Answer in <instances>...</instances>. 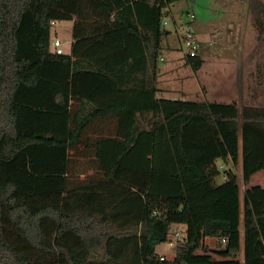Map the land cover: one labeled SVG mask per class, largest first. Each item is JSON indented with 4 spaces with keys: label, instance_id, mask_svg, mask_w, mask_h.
Wrapping results in <instances>:
<instances>
[{
    "label": "trees",
    "instance_id": "1",
    "mask_svg": "<svg viewBox=\"0 0 264 264\" xmlns=\"http://www.w3.org/2000/svg\"><path fill=\"white\" fill-rule=\"evenodd\" d=\"M181 1L193 0H0V264H216L190 260L206 238L217 247L205 252L238 259L232 221L212 218L217 161L229 164L241 137L246 174L264 169V105L159 97L161 22ZM61 22H74L70 55L52 53ZM84 142L97 173L85 184L67 176ZM250 202L248 264H264V191ZM175 226L187 243L161 260Z\"/></svg>",
    "mask_w": 264,
    "mask_h": 264
},
{
    "label": "rangeland",
    "instance_id": "2",
    "mask_svg": "<svg viewBox=\"0 0 264 264\" xmlns=\"http://www.w3.org/2000/svg\"><path fill=\"white\" fill-rule=\"evenodd\" d=\"M261 13H264V0H193L170 5L164 10L167 25L163 30L168 36L163 39L161 52L166 62H159V67L162 70L169 68V73L161 87L167 89L171 97H188L192 102L218 104L237 102L240 113L245 107L264 105V83L260 84L263 79L258 80L256 77L257 70L264 61V35L259 38L255 24L258 19L263 18ZM73 27L74 22H61L53 26L52 51L53 43L59 40L64 55L71 54ZM190 30L195 33L198 54L204 62L198 71H194L188 65L179 40V37H183ZM173 57L176 58L175 61H171ZM238 139L240 148L242 138ZM217 164L221 167L224 163L218 160ZM226 168L232 170L229 164ZM220 171L221 174L216 180L217 185L226 187L227 183L224 181L226 174L223 170ZM175 229L173 227L171 232ZM179 230L182 239L185 240L186 229L182 227ZM206 243L207 245L200 242L199 248L195 246L190 251V260L204 256L206 262L201 263H213L216 260L220 263L228 262L227 264L249 262L250 253L247 248L242 255L240 253L236 261L230 259L224 261L204 250V246L209 250L211 247L216 248V241L211 242V239H208ZM178 244L180 242L177 241L173 245L167 243L158 247L157 251L159 254H165L167 260H172Z\"/></svg>",
    "mask_w": 264,
    "mask_h": 264
},
{
    "label": "crops",
    "instance_id": "3",
    "mask_svg": "<svg viewBox=\"0 0 264 264\" xmlns=\"http://www.w3.org/2000/svg\"><path fill=\"white\" fill-rule=\"evenodd\" d=\"M163 59V60H162ZM176 58H171V61H175ZM159 62L165 63V58L160 56ZM173 64V63H172ZM169 73V68L161 69L159 67V78H158V89H159V97L168 99V100H176L178 98L169 96V91L163 89L161 87L162 83L166 82L167 74ZM165 85V84H163ZM187 98V99H186ZM180 99V98H179ZM185 101H191L188 97H184ZM73 105L74 102H71ZM85 113H89L91 105L85 101ZM258 106H263V104H259ZM259 108V107H255ZM106 120L116 121L115 117H98L94 119V122H105ZM240 138V137H239ZM85 139V138H84ZM242 146L237 151L236 157H229V165H231L233 172L237 175L238 181L236 184L227 185L226 187L218 186V194L220 196L219 203L214 207L212 218L214 219H229L232 221L233 225V238L231 245L233 248L239 250L238 256L243 254L244 250L252 249L254 242L258 238L256 234L253 233L252 229V221H253V211L251 207V196L255 193L264 191V169H259L252 174H246V155L244 153V142L242 140ZM95 150L85 148V142L80 147L78 151H71L70 152V166L67 176L74 180H79L81 183L85 184V180L91 176H94L97 173L95 172L96 169L93 167L96 158H95ZM226 165L223 164L221 168L223 170H229V168L225 167ZM99 174V173H98ZM101 176V175H99ZM226 178V176H225ZM226 181V179H224ZM236 225V227H235ZM185 228L186 233L188 236V229L187 226H175V231L172 232L171 235V245L174 244L175 241L187 243V236L186 239H182V233L179 230L180 228ZM178 234L179 237L175 240V235ZM208 238L204 239L203 242L207 245ZM211 242H213L211 240ZM162 246V245H161ZM159 246V247H161ZM177 248V247H176ZM158 249V248H157ZM215 248H210V250H214ZM176 252V250H175ZM158 253V251H157ZM159 254V253H158ZM165 258V254H159ZM204 257V256H202ZM257 257L254 256V260ZM227 260V259H222ZM245 260L243 259L242 262ZM227 262V261H226ZM213 263L219 264L218 260L213 261Z\"/></svg>",
    "mask_w": 264,
    "mask_h": 264
},
{
    "label": "built area",
    "instance_id": "4",
    "mask_svg": "<svg viewBox=\"0 0 264 264\" xmlns=\"http://www.w3.org/2000/svg\"><path fill=\"white\" fill-rule=\"evenodd\" d=\"M54 25H56V24H54ZM166 25H167V21H166V17H164L163 20H162V22H161V26L163 28ZM179 40H180V44H181V49L185 53V56L184 57L186 58L187 61L190 58H195V57H197L199 55L198 54V43L196 41L195 33H194L193 30H190L183 37H179ZM53 46H54V50L52 51V53H54L55 55H59V56L64 55V52L62 50V43L59 40H56L53 43ZM178 237H179V235L176 234L175 235V240ZM225 242H226V240H223V243H225ZM170 244H172V243L170 242ZM177 247H178V245H177ZM161 260H164V257H162Z\"/></svg>",
    "mask_w": 264,
    "mask_h": 264
}]
</instances>
